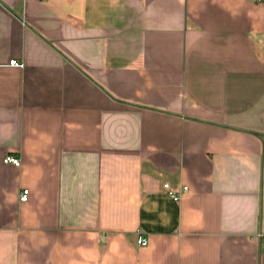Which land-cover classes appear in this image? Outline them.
I'll list each match as a JSON object with an SVG mask.
<instances>
[{
  "label": "crops",
  "instance_id": "1",
  "mask_svg": "<svg viewBox=\"0 0 264 264\" xmlns=\"http://www.w3.org/2000/svg\"><path fill=\"white\" fill-rule=\"evenodd\" d=\"M0 264H264V0H0Z\"/></svg>",
  "mask_w": 264,
  "mask_h": 264
},
{
  "label": "built area",
  "instance_id": "2",
  "mask_svg": "<svg viewBox=\"0 0 264 264\" xmlns=\"http://www.w3.org/2000/svg\"><path fill=\"white\" fill-rule=\"evenodd\" d=\"M11 64H19V62L15 59L10 60ZM4 162H10L15 165H20V157L15 156L13 154L7 153L3 157ZM164 188L166 189L167 193L175 200L179 199L181 194L187 190V186L183 185L181 189H173L168 182L163 183ZM29 194V188L28 187H22L19 194L18 198L19 200H26L28 198ZM136 242L140 246H145L148 243L147 237L140 231L137 230V238Z\"/></svg>",
  "mask_w": 264,
  "mask_h": 264
}]
</instances>
